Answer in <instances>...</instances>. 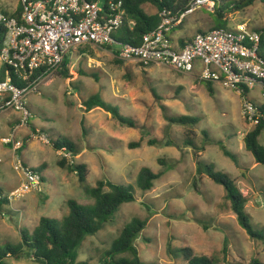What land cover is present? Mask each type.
Returning a JSON list of instances; mask_svg holds the SVG:
<instances>
[{
  "label": "rangeland",
  "instance_id": "374dc122",
  "mask_svg": "<svg viewBox=\"0 0 264 264\" xmlns=\"http://www.w3.org/2000/svg\"><path fill=\"white\" fill-rule=\"evenodd\" d=\"M11 1L15 0L0 3ZM144 9L156 11L148 4ZM211 19L215 20L214 13L200 9L169 36L174 44L190 39L198 28L211 29ZM243 21L263 27L264 4L256 1L233 13L226 28ZM68 59L70 77L57 73L27 97L30 114L25 123L18 111L0 113V187L8 199L0 216V248L8 251L9 244L14 247L22 242V231L31 236L43 216L60 223L68 213V199L93 204L89 191L97 180L108 179L132 185L136 199L122 204L102 230L85 238L78 249V262L107 264L104 253L112 240L131 219L140 218L147 219V224L135 245L149 264L186 263L170 255L169 248H189L192 255L206 256L217 264H250L253 258L264 264V240L251 237L238 223L223 187L197 171V162L203 159L228 174L246 198L245 211L254 234L264 236V165L256 163L245 148L243 136L251 126L242 116L241 96L221 83L213 84L211 95L206 84L195 78L197 72L182 74L163 65L144 67L134 60L120 61L100 45H79ZM93 94L117 107L134 125L120 123L99 107L87 110L83 102ZM249 96L258 104L263 101L258 90ZM180 115L197 116L199 122L190 127L168 119ZM203 132L208 134V143ZM12 133L22 141L19 156L3 142ZM42 133L48 139L67 138L75 144L80 153L74 160L86 166L84 181L59 166L58 161L69 156L54 150ZM186 136L203 151L186 145ZM215 141L235 154L238 164ZM259 141L264 143V132ZM135 142L137 146H129ZM18 160L34 168L43 166L38 188L23 190L25 178ZM143 166L163 172L148 191L135 185ZM3 260L34 264L26 250Z\"/></svg>",
  "mask_w": 264,
  "mask_h": 264
},
{
  "label": "built area",
  "instance_id": "2783aa9c",
  "mask_svg": "<svg viewBox=\"0 0 264 264\" xmlns=\"http://www.w3.org/2000/svg\"><path fill=\"white\" fill-rule=\"evenodd\" d=\"M223 0H189L176 13L163 9L160 22L142 36L139 45L120 43L112 34L125 22L121 0H15L0 3V113L18 111L25 123L30 114L27 97L62 68L68 54L77 46H104L120 61H136L142 66L163 65L182 74L197 72L203 82L221 83L241 96L242 116L248 126L263 116L264 61L258 56L261 33L247 21L233 28L199 31L184 44L169 36L185 18L200 9L214 13ZM134 26V21H129ZM258 90L261 103L249 96ZM43 139H49L42 133ZM3 142L17 151L22 141L15 133ZM65 154V153H64ZM67 155V154H65ZM69 156V155H68ZM23 190L36 189L41 175L25 167Z\"/></svg>",
  "mask_w": 264,
  "mask_h": 264
},
{
  "label": "trees",
  "instance_id": "16d2710c",
  "mask_svg": "<svg viewBox=\"0 0 264 264\" xmlns=\"http://www.w3.org/2000/svg\"><path fill=\"white\" fill-rule=\"evenodd\" d=\"M125 10L124 24L112 34L114 39L120 43H128L131 45H139L142 36L153 30L160 22L159 12L163 9L170 10L172 13L183 10L189 0H121ZM260 1L264 4V0H233L230 3L222 1L215 12V24L213 28H226L228 18L236 12L243 11L247 7ZM153 6L156 11L148 13L144 9V5ZM129 21H134V26H129ZM183 24V23H182ZM182 24L180 26H182ZM261 33V43L258 56L264 61V26L257 27ZM212 29V28H211ZM179 42L184 44V40ZM69 59L65 58L59 74L63 77L69 76L68 69ZM140 64V63H139ZM141 65V64H140ZM142 66V65H141ZM203 82V81H201ZM209 94H214L212 82H204ZM83 105L87 110L99 107L109 112L112 117L120 123L133 126L134 122L120 114L117 107L112 106L101 98L99 94L89 96ZM263 114L260 122L252 126L243 136L244 145L249 151L256 163L264 165V143H260L259 137L264 132V104L260 107ZM171 122L183 126H194L199 122L197 116H177L169 117ZM44 131V130H42ZM207 143L210 141L207 132H203ZM185 144L193 147L198 151H203L194 143L191 136H186ZM49 143L52 148L57 151H63L69 155V158L63 156L58 164L61 167H67L70 173H75L80 181L85 180L86 166L85 164L76 163L74 158L80 153L75 144L67 138L50 139ZM150 143H155L152 140ZM172 144L171 141L167 142ZM220 146L223 154L229 157L235 164H238L235 154L228 151L224 145L214 142ZM138 143H130V147L137 146ZM21 153V148L18 150ZM159 163L165 165L164 159H159ZM25 167L41 175L43 166L36 168L29 166L24 161ZM198 173L206 174L213 182L223 187L225 198L229 201L231 210L235 213L238 223L246 229L253 238L264 240V236L255 235L252 230L250 217L245 211L246 198L243 196L239 188L236 186L230 176L224 172L216 171L214 165L206 160H198ZM163 172H153L149 167L143 166L137 173L135 185L141 191H148L153 187V183ZM42 178V175H41ZM43 179V178H42ZM94 202L90 205H83L74 199L67 200L68 213L64 216L60 223L55 222L51 218L41 217L38 224L34 227L31 236L22 233V242L14 247L10 244L7 250L0 248V264H8L3 259L9 255H19L25 253L31 257L34 264H87L86 262H78V249L87 236L97 234L102 230L107 222H109L124 203L135 201V191L132 185L116 184L108 179L97 180L95 186L89 191ZM8 204L7 196L0 187V216L4 212V206ZM147 219L133 218L126 223L119 231L118 235L112 240L110 247L104 253V262L107 264H149L143 261L139 255V251L135 245V240L140 232L145 229ZM24 250V252H22ZM168 253L180 257L185 264H217V261L206 256H196L191 254L189 248H175L168 250ZM108 257L109 261L106 260ZM250 264H263L258 258H253Z\"/></svg>",
  "mask_w": 264,
  "mask_h": 264
},
{
  "label": "crops",
  "instance_id": "0c3cea01",
  "mask_svg": "<svg viewBox=\"0 0 264 264\" xmlns=\"http://www.w3.org/2000/svg\"><path fill=\"white\" fill-rule=\"evenodd\" d=\"M208 22L210 23V25H209L208 28H213V27H214L213 24H215L214 20L211 19V20H209ZM199 31H204V29H203V28H198V29H197V32H199ZM42 132H43V131H42Z\"/></svg>",
  "mask_w": 264,
  "mask_h": 264
}]
</instances>
